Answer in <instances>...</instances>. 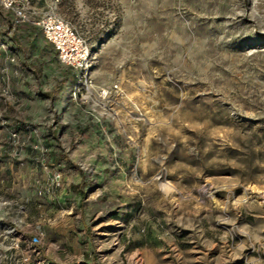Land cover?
<instances>
[{
  "label": "rangeland",
  "instance_id": "rangeland-1",
  "mask_svg": "<svg viewBox=\"0 0 264 264\" xmlns=\"http://www.w3.org/2000/svg\"><path fill=\"white\" fill-rule=\"evenodd\" d=\"M23 1L0 0V264L34 234L35 264H264V0ZM47 12L86 78L19 56Z\"/></svg>",
  "mask_w": 264,
  "mask_h": 264
},
{
  "label": "built area",
  "instance_id": "built-area-1",
  "mask_svg": "<svg viewBox=\"0 0 264 264\" xmlns=\"http://www.w3.org/2000/svg\"><path fill=\"white\" fill-rule=\"evenodd\" d=\"M1 3L4 7L11 8L18 20L25 17L26 9L29 8L28 3L23 0H1ZM36 24L56 50L59 61L77 69L80 71V76L86 78L90 62V50L72 24L50 12L40 16ZM39 242L40 236L34 234L28 238L27 245H23L25 250H21L18 248L20 244L17 241L15 249L18 248L19 253L15 264H27L30 261V253L35 251Z\"/></svg>",
  "mask_w": 264,
  "mask_h": 264
},
{
  "label": "crops",
  "instance_id": "crops-1",
  "mask_svg": "<svg viewBox=\"0 0 264 264\" xmlns=\"http://www.w3.org/2000/svg\"><path fill=\"white\" fill-rule=\"evenodd\" d=\"M19 30H22L19 29ZM26 33L28 34V37L26 38L27 40V47L26 46H23L20 42V38H15V37H11V39L13 40L14 44L18 46V48H20L21 50V55H19L20 57L22 58H26L30 52H32L31 54V57H34V56H38V55H41V57H38V60L40 63L42 64H37V67L40 68L42 66H44L45 62H43V60L47 61V56H49L50 58H55L54 61H56L57 63L59 64H62L58 57H57V52L56 50L54 49V47L52 46V44L44 37L40 27H37V26H34V25H29L27 28H26ZM12 46V45H11ZM48 54V55H46ZM2 60V57H0V62ZM28 61V60H27ZM31 62L33 65L35 64L34 62L32 61H29ZM65 65V64H64ZM67 65H65L64 67V70L67 69L66 67ZM16 67V68H15ZM30 67V66H29ZM16 69H20V66L19 64H17V62H12L11 63V68H10V75H11V78L9 77V79L12 81V82H17V81H30L32 82V80L30 79H27L26 80L24 78H22L21 80H19V75H18V72L16 71ZM39 74V72L37 73ZM43 74V72H42ZM66 75H63L59 80H62L65 77ZM2 78V77H1ZM8 78V77H7ZM1 80V79H0ZM24 86H26V91H29L28 89V85L27 84H24ZM25 87H23V90H24ZM53 90V89H52ZM31 94L35 93L34 89H31L30 90ZM49 96V95H47ZM56 155L52 156V158H50L48 161L50 162L51 165H53V163H51V160H56ZM53 162V161H52ZM45 164L42 163V167L45 168ZM34 259H37L36 256L34 257ZM34 259L32 260V262L30 263H27V264H35L34 262Z\"/></svg>",
  "mask_w": 264,
  "mask_h": 264
}]
</instances>
